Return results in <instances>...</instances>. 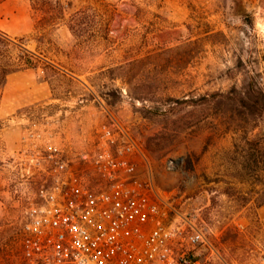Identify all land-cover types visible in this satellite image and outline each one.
<instances>
[{"label": "rangeland", "instance_id": "1", "mask_svg": "<svg viewBox=\"0 0 264 264\" xmlns=\"http://www.w3.org/2000/svg\"><path fill=\"white\" fill-rule=\"evenodd\" d=\"M29 6L31 32L12 31L10 19L0 26L13 54L35 66L11 77L0 101V264H23L21 220L50 182L40 154L54 147L76 164L110 122L137 142L176 208L208 229L223 261L264 264V101L254 81L264 0Z\"/></svg>", "mask_w": 264, "mask_h": 264}, {"label": "built area", "instance_id": "2", "mask_svg": "<svg viewBox=\"0 0 264 264\" xmlns=\"http://www.w3.org/2000/svg\"><path fill=\"white\" fill-rule=\"evenodd\" d=\"M254 81L264 97V60ZM97 134L96 149L76 164L54 147L40 154L50 182L21 220L23 264H229L197 216L157 186L140 146L118 123Z\"/></svg>", "mask_w": 264, "mask_h": 264}, {"label": "crops", "instance_id": "3", "mask_svg": "<svg viewBox=\"0 0 264 264\" xmlns=\"http://www.w3.org/2000/svg\"><path fill=\"white\" fill-rule=\"evenodd\" d=\"M8 19L15 22L16 28L12 29V31L19 34L31 32L33 21L30 15L29 0H4L0 3V26H3ZM19 73H22V71L11 75L8 81ZM8 81L6 86L8 85ZM256 216L264 231V203L257 207Z\"/></svg>", "mask_w": 264, "mask_h": 264}, {"label": "trees", "instance_id": "4", "mask_svg": "<svg viewBox=\"0 0 264 264\" xmlns=\"http://www.w3.org/2000/svg\"><path fill=\"white\" fill-rule=\"evenodd\" d=\"M4 1V0H2ZM70 31H72L70 29ZM16 46L11 40L0 34V101L2 92L6 87L8 78L17 73L28 69L35 68L31 58L25 55L24 52H19L14 55L13 49ZM264 101V97L262 96ZM257 102H254L251 106L255 111ZM2 129V122L0 121V130ZM264 203V202H263Z\"/></svg>", "mask_w": 264, "mask_h": 264}]
</instances>
